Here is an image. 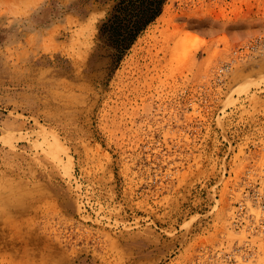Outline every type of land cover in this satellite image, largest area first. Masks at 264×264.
<instances>
[{
	"label": "rangeland",
	"instance_id": "obj_1",
	"mask_svg": "<svg viewBox=\"0 0 264 264\" xmlns=\"http://www.w3.org/2000/svg\"><path fill=\"white\" fill-rule=\"evenodd\" d=\"M118 2L0 0V264H264V0Z\"/></svg>",
	"mask_w": 264,
	"mask_h": 264
},
{
	"label": "built area",
	"instance_id": "obj_2",
	"mask_svg": "<svg viewBox=\"0 0 264 264\" xmlns=\"http://www.w3.org/2000/svg\"><path fill=\"white\" fill-rule=\"evenodd\" d=\"M234 59L246 58L255 54L264 55V33L250 37L244 40L241 44L236 45L232 48L231 52ZM233 59V60H234ZM229 62L227 65L220 68V72L229 67Z\"/></svg>",
	"mask_w": 264,
	"mask_h": 264
},
{
	"label": "trees",
	"instance_id": "obj_3",
	"mask_svg": "<svg viewBox=\"0 0 264 264\" xmlns=\"http://www.w3.org/2000/svg\"><path fill=\"white\" fill-rule=\"evenodd\" d=\"M145 3H148L149 7L152 9V15L150 16V18L146 21L149 22L151 20H153L157 15H159L160 11H161V5L163 3V0H142ZM132 0H119L118 4H117V12H121L122 10L127 8L128 3H131ZM117 17H119V14H117ZM145 24V23H144ZM141 29V26H139V21H135V23L133 24V30L136 32H138Z\"/></svg>",
	"mask_w": 264,
	"mask_h": 264
},
{
	"label": "bare ground",
	"instance_id": "obj_4",
	"mask_svg": "<svg viewBox=\"0 0 264 264\" xmlns=\"http://www.w3.org/2000/svg\"><path fill=\"white\" fill-rule=\"evenodd\" d=\"M251 31H253V29H251ZM246 32V31H245ZM247 32H249V31H247ZM250 33V32H249Z\"/></svg>",
	"mask_w": 264,
	"mask_h": 264
}]
</instances>
